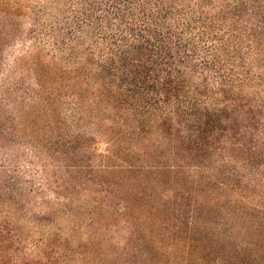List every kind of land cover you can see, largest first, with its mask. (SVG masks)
<instances>
[{
  "label": "trees",
  "instance_id": "16d2710c",
  "mask_svg": "<svg viewBox=\"0 0 264 264\" xmlns=\"http://www.w3.org/2000/svg\"><path fill=\"white\" fill-rule=\"evenodd\" d=\"M0 264H264V0H0Z\"/></svg>",
  "mask_w": 264,
  "mask_h": 264
},
{
  "label": "rangeland",
  "instance_id": "374dc122",
  "mask_svg": "<svg viewBox=\"0 0 264 264\" xmlns=\"http://www.w3.org/2000/svg\"><path fill=\"white\" fill-rule=\"evenodd\" d=\"M92 146L98 152H105L106 151V145L101 140L95 141Z\"/></svg>",
  "mask_w": 264,
  "mask_h": 264
}]
</instances>
